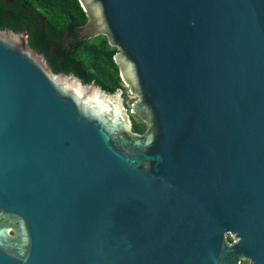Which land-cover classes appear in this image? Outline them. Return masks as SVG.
Returning <instances> with one entry per match:
<instances>
[{
  "label": "water",
  "instance_id": "95a60500",
  "mask_svg": "<svg viewBox=\"0 0 264 264\" xmlns=\"http://www.w3.org/2000/svg\"><path fill=\"white\" fill-rule=\"evenodd\" d=\"M78 2L138 100L0 29V264H264V0Z\"/></svg>",
  "mask_w": 264,
  "mask_h": 264
},
{
  "label": "trees",
  "instance_id": "16d2710c",
  "mask_svg": "<svg viewBox=\"0 0 264 264\" xmlns=\"http://www.w3.org/2000/svg\"><path fill=\"white\" fill-rule=\"evenodd\" d=\"M27 12L39 16L36 27ZM86 21L78 0H0V29L18 33L28 25L31 48L45 56L53 73L72 74L82 84L94 83L113 93L122 88L119 69L113 61L117 49L103 35L86 40L75 38ZM145 130V124L133 123L134 132L142 134Z\"/></svg>",
  "mask_w": 264,
  "mask_h": 264
},
{
  "label": "rangeland",
  "instance_id": "374dc122",
  "mask_svg": "<svg viewBox=\"0 0 264 264\" xmlns=\"http://www.w3.org/2000/svg\"><path fill=\"white\" fill-rule=\"evenodd\" d=\"M122 90H123V95H124V106L127 108V110L130 109L131 104L134 103L136 100H138V96L131 94L129 91V87L125 86L124 84L122 85ZM131 120L133 122H141L143 123L139 118L132 116L131 115ZM146 125V128L148 127V125L146 123H143ZM228 239H232L230 236H228Z\"/></svg>",
  "mask_w": 264,
  "mask_h": 264
},
{
  "label": "flooded vegetation",
  "instance_id": "af4514ba",
  "mask_svg": "<svg viewBox=\"0 0 264 264\" xmlns=\"http://www.w3.org/2000/svg\"><path fill=\"white\" fill-rule=\"evenodd\" d=\"M7 12H10V11H7ZM33 12H35V11H33ZM28 13V16L30 17V19H31V22H32V24H33V26H37V19L39 18V16L38 15H31L30 13L31 12H27ZM42 24L40 25V27L42 28ZM29 26L27 25L26 26V28L24 29V30H21L20 32H28V42H29V33H30V30H29ZM5 29H8V28H5ZM8 30H10V29H8ZM80 31V33H81V29L79 30ZM79 31H78V33H76V36H75V38H78V39H80V34H79ZM14 32V31H13ZM20 32H18V33H20ZM41 55H43V54H41ZM44 56V55H43ZM44 58H45V56H44ZM46 60V59H45ZM47 62V61H46ZM60 62V61H59ZM60 74V73H59ZM132 123H134L133 121H132ZM230 242L232 241V239H228ZM242 264H248V262L247 261H242Z\"/></svg>",
  "mask_w": 264,
  "mask_h": 264
}]
</instances>
